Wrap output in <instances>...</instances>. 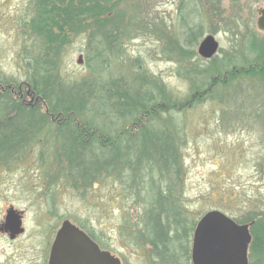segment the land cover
Returning <instances> with one entry per match:
<instances>
[{"label":"rangeland","instance_id":"1","mask_svg":"<svg viewBox=\"0 0 264 264\" xmlns=\"http://www.w3.org/2000/svg\"><path fill=\"white\" fill-rule=\"evenodd\" d=\"M218 4L220 9L213 14L207 0H124L120 8L132 17V36L123 42L117 60L111 58L102 65L84 35L72 38L61 74L93 81L95 105L104 96L100 91L103 82L121 80L138 87L140 79L150 83L154 97L170 93L172 100L181 103L154 118L151 128L155 129L150 134L157 135L163 124L161 133H168L179 151V168L162 174L161 162L149 161L143 153L144 148L150 150L159 143L143 148L141 141L134 140L133 160L118 167L113 177L75 189L66 167L54 162L53 146L42 156L44 146L30 144L20 159L0 163V223L11 206L23 212L26 229L16 244L5 242L0 235V261L19 262L40 254L41 248L49 252L54 235L69 221L91 233L121 264H191L192 232L177 233L175 245L165 250V263L158 256L163 250L148 244L149 208L167 184L180 195L187 226L210 211L243 221L264 215V83L247 86L240 81L244 91H237L232 101L227 99L230 85L214 87L224 63L248 64L251 40L264 41V32L256 27L264 0H220ZM31 15L30 0H0V81L7 83L0 84V95L22 99L25 105L33 103L30 107L44 114L42 98L26 95L30 74L23 49L25 43L30 44L26 40L33 38L22 33L21 25ZM188 27L201 33L191 47L185 44ZM208 35L215 38L219 50L204 60L197 47ZM196 36L195 32L190 38ZM79 56L81 64H77ZM204 85L208 92L197 98L195 88ZM110 115L109 121L97 115L94 123H107L111 134L118 133L116 142L122 131L126 135L132 130L130 136L138 138L141 126L129 129V123ZM37 132L47 136V131Z\"/></svg>","mask_w":264,"mask_h":264},{"label":"trees","instance_id":"2","mask_svg":"<svg viewBox=\"0 0 264 264\" xmlns=\"http://www.w3.org/2000/svg\"><path fill=\"white\" fill-rule=\"evenodd\" d=\"M123 1L30 0L31 18L21 25L22 33L33 38L26 40L30 44L25 43L23 49L30 74L26 95L31 99L41 97L45 113L50 117L30 107L33 103L25 105L26 101L22 99L15 101L0 95V163L20 159L30 144L43 145L42 156L52 145L55 149L51 151L53 160L66 167L65 174L72 181V187L84 189L104 177H113L118 167L132 161L136 148L134 140H138L143 148L144 144L152 146L153 142L159 143L156 148H144L143 153L149 161L158 159L161 162L162 174L167 175L170 169L169 172L179 168V151L168 133H161L163 124L157 129V135H150L155 129L153 125L151 128L154 118L169 113L176 108L173 107L175 104L182 106L172 100L170 93L161 94L160 99L154 97L148 89L150 83L144 79H140L138 87L126 85L121 80L105 81L100 86L104 96H100L98 105H95L93 99L97 98V90L93 81L61 74L66 49L72 38L78 35L86 37L87 45L95 51L101 65L111 58L117 60L123 51V42L132 36L133 28L132 17L125 8H120ZM207 1L213 14L220 9V0ZM187 30L185 44L191 47L197 43L201 33L191 27ZM195 32L196 38L191 39ZM248 51L252 57L248 64L224 63L220 75H217L218 80L214 81V87L226 84L232 87L227 93L228 100H234L237 91L239 94L244 91L240 81L247 86L264 83V41L256 43L251 40ZM0 84L7 83L0 81ZM205 86L195 88L197 98L208 92ZM110 114L129 123V129L141 126L138 138L130 136L132 130L126 131V135L122 131L120 141L116 142L118 133L111 134L107 123H101V127L94 123L95 116H107L109 121ZM38 129L47 131V136L38 133ZM76 182L81 184L78 186ZM156 197L158 199L153 201L147 216V239L148 244L163 250L158 252V256L165 263L168 260L165 250L174 244L177 233L193 234L196 222L186 225L180 195L175 194L171 184L160 190ZM234 221L239 225L250 224L249 264H264V215L252 216L246 221L235 218ZM89 236L93 238L91 233Z\"/></svg>","mask_w":264,"mask_h":264},{"label":"water","instance_id":"3","mask_svg":"<svg viewBox=\"0 0 264 264\" xmlns=\"http://www.w3.org/2000/svg\"><path fill=\"white\" fill-rule=\"evenodd\" d=\"M258 14L256 27L264 32V9ZM218 50L215 38L208 35L199 43L197 54L204 60H210ZM81 63L79 56L77 64ZM4 225L12 236L23 231L20 228L21 216L13 209L6 212ZM192 238L191 264H248L249 225H238L221 212L210 211L199 219ZM48 264L121 263L109 252L100 251L82 230L64 221L56 233Z\"/></svg>","mask_w":264,"mask_h":264},{"label":"flooded vegetation","instance_id":"4","mask_svg":"<svg viewBox=\"0 0 264 264\" xmlns=\"http://www.w3.org/2000/svg\"><path fill=\"white\" fill-rule=\"evenodd\" d=\"M7 208L8 209L6 211H9L10 209H14L11 206H8ZM14 210L16 211V209H14ZM16 212H17V214H19L21 216V219H22V225L20 228H22L23 231L20 234H16V235L12 236V234L9 231L8 232L6 231V227H5L4 223H0V235L2 236V238H4V241L9 243V244H16L19 241V239L26 234V229L23 226V212L18 211V210ZM87 236H89L88 233H87ZM93 240L94 239L91 238V241L94 243ZM51 245H52V243L50 244V249H51ZM50 249L48 250L49 252H50ZM39 252H40V254L32 255V256H29L27 258L20 259L19 262L18 261L12 262V261L3 260V261H0V264H48L49 252H47V250L44 248H41Z\"/></svg>","mask_w":264,"mask_h":264}]
</instances>
